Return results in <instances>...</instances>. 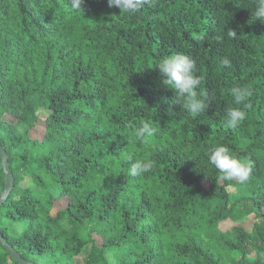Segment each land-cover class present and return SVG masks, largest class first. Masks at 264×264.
Listing matches in <instances>:
<instances>
[{"label": "trees", "instance_id": "obj_1", "mask_svg": "<svg viewBox=\"0 0 264 264\" xmlns=\"http://www.w3.org/2000/svg\"><path fill=\"white\" fill-rule=\"evenodd\" d=\"M257 0H147L135 14L108 0H0V232L34 264H264V22ZM196 63L193 115L156 69ZM227 58L229 65L222 61ZM249 95L237 104L231 94ZM246 118L228 127L227 111ZM40 121L41 136H32ZM154 129L138 137L143 123ZM250 160L223 180L209 152ZM135 160L150 171L129 172ZM248 194L231 202V189ZM65 208L54 213L58 200ZM253 215L249 231L227 219ZM67 219L69 227L61 223ZM0 264H21L0 241Z\"/></svg>", "mask_w": 264, "mask_h": 264}, {"label": "clouds", "instance_id": "obj_2", "mask_svg": "<svg viewBox=\"0 0 264 264\" xmlns=\"http://www.w3.org/2000/svg\"><path fill=\"white\" fill-rule=\"evenodd\" d=\"M85 0H71V8L76 11H83ZM147 0H108L109 7H115L127 14H135ZM254 15L261 22H264V0H257ZM222 63L229 65V60L225 58ZM156 69L163 78L165 86H171L177 97V103L187 109L191 114L198 115L205 111L207 105L197 92L201 83L196 74V63L188 55L173 54L158 63ZM232 96L237 104L245 100L249 91L244 87H234L231 90ZM228 127H236L246 118V113L240 108H229L227 111ZM154 129L147 122L136 129L138 137H151ZM209 162L221 173V179H237L244 183L251 172L252 163L250 160L239 159L226 145H218L208 154ZM153 167L151 160H135L129 169L132 176H137L150 171Z\"/></svg>", "mask_w": 264, "mask_h": 264}, {"label": "rangeland", "instance_id": "obj_3", "mask_svg": "<svg viewBox=\"0 0 264 264\" xmlns=\"http://www.w3.org/2000/svg\"><path fill=\"white\" fill-rule=\"evenodd\" d=\"M45 129V123L40 121V123L37 125V127H35L31 134L32 136L34 137H37V136H41L43 131ZM259 154V157L264 160V152L263 151H259L258 152ZM231 192H232V195H231V202L233 203L234 201H236L238 198H240L241 196H244L246 194H248V191L246 188H241L240 190H235V189H231ZM68 204V200L67 199H61V200H58L56 205H55V208H54V213H57L59 210L65 208ZM61 223L63 225H65L66 227H69V222L67 219H64L61 221ZM237 225H240V226H243L244 228H246L247 230H251L253 225H254V217L253 215H250L248 216L247 218L241 220V221H233L231 219H227L226 221H223L220 226L223 230H227L229 228H232L234 226H237ZM89 252V247H87L85 249V252L82 254V255H79L77 257H75V261H76V264H85V261H84V257L85 255Z\"/></svg>", "mask_w": 264, "mask_h": 264}, {"label": "water", "instance_id": "obj_4", "mask_svg": "<svg viewBox=\"0 0 264 264\" xmlns=\"http://www.w3.org/2000/svg\"><path fill=\"white\" fill-rule=\"evenodd\" d=\"M0 156L2 159V165H3V169L4 172L6 174L7 177V183H6V187H5V192H4V198H7L9 193L11 192L13 183H14V178L9 174L8 171V155L6 150L4 149V147L2 146V144L0 143ZM0 241L4 244H6V246L12 251L14 258H16L21 264H34L32 262L26 261L24 260L16 251L15 249L8 243H6L3 235L0 232Z\"/></svg>", "mask_w": 264, "mask_h": 264}]
</instances>
